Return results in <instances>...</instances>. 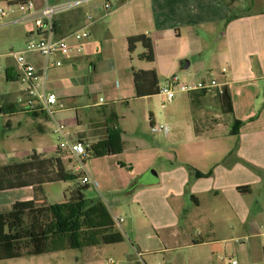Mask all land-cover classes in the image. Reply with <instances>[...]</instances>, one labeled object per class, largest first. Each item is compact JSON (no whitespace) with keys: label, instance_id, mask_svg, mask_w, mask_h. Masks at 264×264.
I'll return each instance as SVG.
<instances>
[{"label":"crops","instance_id":"crops-1","mask_svg":"<svg viewBox=\"0 0 264 264\" xmlns=\"http://www.w3.org/2000/svg\"><path fill=\"white\" fill-rule=\"evenodd\" d=\"M20 1L25 0H0V5L5 2L8 8ZM33 1L37 12L46 2ZM106 1L113 4L107 13ZM89 15L94 17L91 23ZM4 18L5 24L19 25L25 47L39 37L32 21L16 22L22 13ZM55 28L59 37L82 28L90 31L82 49L69 59L55 56L64 64L46 72L37 52L24 54L38 73H46L47 90L62 104L57 118L65 121L73 140L90 145L106 138L110 115L116 112L124 150L87 158V170L81 173L58 149L49 117L22 110L25 85L19 81L18 65L8 53L1 54L0 114L9 123L0 139L12 152L0 153V164L22 161L37 151L62 157L68 170L79 175L76 183L44 184L37 196L40 203L65 202L87 174L93 179L88 186L102 195L98 199L115 222L126 221L121 210L134 217L140 210L142 225L153 233L149 237L161 243L212 247L236 242L244 237L240 233L264 226V0H84L58 14ZM139 34L152 38L154 62L140 57L145 51L141 43L129 52L128 37ZM136 69H155L160 86L173 74L184 81L216 79L228 87L234 112L223 113L217 90L178 93L168 106L161 94L137 97ZM156 106L162 110L156 113ZM13 107L16 111L6 112ZM235 119L242 121L239 133L233 131ZM158 122L168 125L169 132H152ZM35 197L33 186L0 191V212ZM216 215L226 217L224 236L217 233L214 221L222 217ZM12 259L17 258L0 262ZM199 259L184 257L181 264Z\"/></svg>","mask_w":264,"mask_h":264},{"label":"trees","instance_id":"trees-1","mask_svg":"<svg viewBox=\"0 0 264 264\" xmlns=\"http://www.w3.org/2000/svg\"><path fill=\"white\" fill-rule=\"evenodd\" d=\"M139 43L145 49L140 57L154 62L153 40L146 34L128 37L129 52L132 54ZM133 78L137 97L159 94L160 82L155 69H136ZM218 93L223 113L232 114L233 98L228 87ZM22 110L33 115H46L41 109L30 111L22 107ZM14 111L13 107L6 112ZM117 121L118 115L112 112L106 138L89 145L88 158L119 154L124 150L123 132ZM241 125L242 121L235 119L234 133H239ZM196 132L199 133L197 126ZM78 178L79 175L68 170L62 157H46L37 151L22 161L0 164V191L26 186H33L36 191L34 199L16 201L11 209L0 212V260L117 244L125 240L107 204L102 199L91 201L85 197L88 185L77 183L62 203L38 201L44 184Z\"/></svg>","mask_w":264,"mask_h":264},{"label":"rangeland","instance_id":"rangeland-1","mask_svg":"<svg viewBox=\"0 0 264 264\" xmlns=\"http://www.w3.org/2000/svg\"><path fill=\"white\" fill-rule=\"evenodd\" d=\"M0 7L7 9V4L2 2ZM7 21L8 18L0 19V55L11 51H20L25 47L21 41L19 25L5 24ZM2 60L3 58L0 57V62ZM220 70L221 67L215 69V74L220 73ZM2 91L3 86L0 83V92ZM177 100L178 95L175 97V101ZM168 105L167 101L166 106ZM159 107H155L156 113L157 109L162 110ZM12 121L16 122V118H13ZM8 123V116L0 114V138L4 129H8ZM14 129H18V127ZM50 137H53L52 133L49 134ZM9 146L8 143H4L0 139V153L7 154L12 152L9 151ZM23 146L25 147V145ZM72 182L76 183L77 180ZM84 193L86 198L90 200L102 197L93 185L85 189ZM120 214L126 218V221L119 227L125 235V240L122 243L101 245L91 249L70 248L41 255H24L17 259L1 261L0 264H181L184 257L189 261L193 257H199L200 259L194 261V264H223L227 258H236L240 261V264H264V226H255L256 228L248 230L246 234L240 233L237 236L244 237L236 242L218 243L212 247L186 248L181 244L161 243L156 238H150L149 235L153 233L145 226L146 224L142 225V221L145 220V215L142 211L138 210V214L135 217L125 210H121ZM216 216L222 217L214 221L217 231L220 230L217 233L220 236H224L226 217L223 215ZM207 234L204 233V235ZM165 248L167 249L163 250ZM137 249L141 250L142 259L138 256Z\"/></svg>","mask_w":264,"mask_h":264},{"label":"built area","instance_id":"built-area-1","mask_svg":"<svg viewBox=\"0 0 264 264\" xmlns=\"http://www.w3.org/2000/svg\"><path fill=\"white\" fill-rule=\"evenodd\" d=\"M44 6L37 12L33 0H25L10 5L7 9L0 8V16L7 17L11 13L20 12L23 18L17 19L16 22L32 21L36 28L38 38L29 40L24 50L11 51L7 56L12 57L19 69V81L25 85L24 97L19 100L25 109L30 111L43 110L54 125V133L57 139V147L65 156L76 163V167L81 173L86 172L87 148L89 144L73 140L65 121L57 118L58 107H62L57 95L46 88V73L40 74L35 67L28 63L25 58V52H37L44 62V71L51 67H59L64 64L63 59H54L60 55L65 59L72 57L76 49H82L83 41L90 36L87 28L72 31L65 36L56 35L55 18L58 14L67 10L79 7L84 0H68L59 4H51L45 0ZM132 1V0H131ZM113 4L106 1L104 9L111 11ZM89 22L94 21L92 15L88 16ZM2 55H0L1 57ZM214 90L222 93L223 86L216 79L200 81H184L177 74L169 77L165 85L160 86L159 94L164 96L167 101L175 99L178 93H209ZM164 106V104H163ZM151 130L154 133H168L169 126L166 124H152ZM81 185H90L93 179L85 174L81 178ZM123 218L117 219L118 227L122 226ZM138 256L142 259L141 250L137 249ZM223 264H240L236 258H227Z\"/></svg>","mask_w":264,"mask_h":264}]
</instances>
